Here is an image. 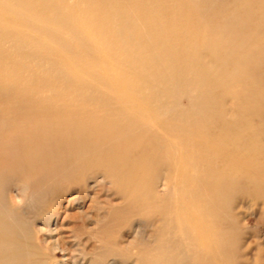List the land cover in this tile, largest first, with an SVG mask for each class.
<instances>
[{
  "label": "bare ground",
  "instance_id": "obj_1",
  "mask_svg": "<svg viewBox=\"0 0 264 264\" xmlns=\"http://www.w3.org/2000/svg\"><path fill=\"white\" fill-rule=\"evenodd\" d=\"M189 1L186 13L195 18L190 22L207 29L200 31L208 35L200 48L209 53L208 62L198 49L186 52L178 12L158 16L168 0H85L93 12L89 21L100 29L116 64L118 75L111 80L117 93L99 82L95 91L72 78L39 73L21 48H0V264H54L58 252H66L68 264H128L130 259L133 264H194L188 259L220 264L226 245L216 221L224 217L220 204L238 180L220 175V108L212 106L209 92L220 85L226 62L216 52L219 43L240 48V31L259 28L264 19V0L232 5L223 0L219 7L211 0ZM0 2L59 25L43 0ZM216 10L220 20L214 21L210 15ZM230 13L238 14L234 21ZM232 22L239 27L233 29ZM10 38V32H0V45ZM253 55L245 52L234 63L245 65ZM101 183L124 201L112 212L103 209L102 220L82 209V196L67 197L75 196L74 190L95 194ZM75 202L84 220L101 223L97 252L87 244L81 243L84 253L60 239L50 241L52 236L39 237L58 233L64 220L51 223L52 212L65 209L67 220ZM113 214L118 224H112ZM130 216L152 225L153 233L122 229ZM44 220L48 225L38 224ZM115 230L122 238L135 234L144 247L134 251L133 235L134 243L122 248L112 239ZM87 254L92 258L81 262ZM111 256L117 259L110 262Z\"/></svg>",
  "mask_w": 264,
  "mask_h": 264
},
{
  "label": "rangeland",
  "instance_id": "obj_2",
  "mask_svg": "<svg viewBox=\"0 0 264 264\" xmlns=\"http://www.w3.org/2000/svg\"><path fill=\"white\" fill-rule=\"evenodd\" d=\"M43 1L50 9L49 11L54 10L53 12L55 13V15L54 13H47V16L52 18L54 15L56 20L59 21V25L51 23L45 19L46 17H41L36 13L22 15L20 14L22 12L15 8L6 9L7 7L0 2V32L4 34L10 32L13 38H10L9 41L7 40L4 45L2 44L3 46L0 45V48L4 51L10 48L15 50L16 48H21L27 53V55L25 54L26 58L30 56L34 60L31 61V67L39 73L44 74L46 72L49 74L51 72L55 76L72 78L78 81L79 85L83 83V85L95 91H98V88L94 84L99 82L106 89L117 93L113 86L115 81L111 80V76L118 75L116 64L109 57L110 52L106 47L105 41L102 40L100 29H97L89 21V17L93 12L88 9L85 0ZM222 1L211 0L210 2L214 7H219ZM227 1L229 2V0ZM246 1L230 0L229 3L232 5V2L245 3ZM192 2L199 3V0H193ZM200 2L203 3L204 0H200ZM167 3L166 9L157 12L160 13L158 16L166 17L168 16L167 14L170 15L173 11L178 12L175 13L178 14L175 17L179 23L177 29L181 31V37H184L185 41L183 40L182 42H184L183 46L188 48L186 52L192 53L194 49H198L199 55L204 59H208L209 53L207 50L200 48L203 43L202 40L208 36L201 34L200 31L203 32L207 29L202 24L197 26L196 23L190 22L195 20L193 15L186 13L187 9L185 10L186 6L189 7L190 1L168 0ZM216 11L218 13L210 15L211 20H220L219 10ZM233 11L235 12V10ZM164 13L167 14L164 15ZM230 15H232V20L234 21L238 14L230 13ZM258 16L261 17V13ZM231 26L233 29L238 28L239 23L232 22ZM245 32L246 37L243 34ZM161 35L164 36L163 34ZM237 36L240 37L239 43L241 46L240 48H235V50H229L228 48H231V46L227 42L219 43L216 52L218 55L222 53L221 55L226 62L220 71V85L215 86L212 89L213 92H209V97L213 96L214 99V102L213 100L211 101L213 104L211 105L220 108V175L225 178L238 180V186L231 193L230 198L220 204V211L223 212L224 217H220V220L217 219L216 221L220 227V243L223 241L226 245V249L220 252V264H264V19L259 28L252 27L240 31ZM196 38H198L197 43L194 41ZM56 39L62 42L59 43L60 46ZM172 42L170 44H173ZM245 52L253 53V58L246 62L245 65L234 63ZM208 61L209 59L206 60V62ZM1 66L5 67L6 65L2 64ZM80 70L83 71L81 72ZM2 96L3 93L0 90V107L2 106ZM158 188L163 191L162 185H159ZM74 192L75 196L68 194V199L75 198L76 195L82 196V201L80 202V204L82 203V209L84 211L90 210V215L99 216L98 218H101L100 215L102 216L105 211L112 212L114 211L112 210L113 207L115 209V206L122 207L124 205V201L115 194L110 184L101 183L96 188L95 194H91V191H88V195H85L83 191L74 190ZM74 204L68 207L67 212L72 216L69 218L70 220L65 219V209L59 211L58 215L56 213L57 208L52 212L51 223L57 220L59 222L64 220V227L58 233H39V237L45 239L48 236H52L50 241L60 239L62 243H66V246L72 250L82 251L81 243L87 244L90 251L97 252L100 241L96 238L99 236L96 231L101 223L96 220L88 221L86 218L84 220L80 213L83 210L78 209L79 202ZM62 206H68L67 200L63 201ZM73 214L79 216H74ZM114 216L113 214V219H110L113 225L118 224L113 221ZM115 220L117 221V219ZM98 222L99 224L97 225ZM42 223L43 225H48L47 220L40 221L38 224ZM139 223L143 226H140ZM131 226V233L135 229L153 233L152 225L130 216L127 225L124 224L122 229L126 231ZM44 227L46 228V226ZM143 227L144 229H141ZM80 231H82V234H80ZM116 231L113 232L112 239H117L122 248L126 247L129 240H131L132 244L134 243L132 239L136 236L135 234L128 233L125 239L121 237L120 231ZM92 232L95 238H92ZM209 233L211 234L212 230ZM133 235L135 236L132 237ZM89 238L90 240H88ZM135 238L137 240L138 236ZM135 242L134 251L137 253L144 246L141 240ZM199 243L204 244L201 239ZM95 247L97 250L94 249ZM83 252L86 253L84 250ZM205 252L207 251L205 250L204 254H206ZM136 253L132 252L131 256L135 257ZM92 256V254H87L80 259L82 260L86 257L88 260ZM67 257L66 252H58L53 262L54 264H59L60 262L68 264L66 262ZM111 257L108 258L110 262L117 259L116 256ZM188 260L191 263H197L196 260ZM133 261L130 259L128 264H133ZM211 261L214 260L212 259ZM215 263L212 262V264ZM83 264L87 263L84 262Z\"/></svg>",
  "mask_w": 264,
  "mask_h": 264
}]
</instances>
